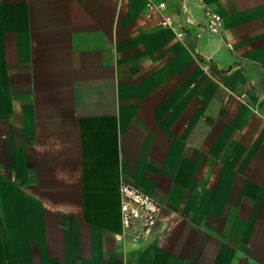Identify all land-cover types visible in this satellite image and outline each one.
Returning a JSON list of instances; mask_svg holds the SVG:
<instances>
[{
	"label": "crops",
	"instance_id": "crops-1",
	"mask_svg": "<svg viewBox=\"0 0 264 264\" xmlns=\"http://www.w3.org/2000/svg\"><path fill=\"white\" fill-rule=\"evenodd\" d=\"M0 264H264V0H0Z\"/></svg>",
	"mask_w": 264,
	"mask_h": 264
},
{
	"label": "built area",
	"instance_id": "built-area-1",
	"mask_svg": "<svg viewBox=\"0 0 264 264\" xmlns=\"http://www.w3.org/2000/svg\"><path fill=\"white\" fill-rule=\"evenodd\" d=\"M164 3H147L146 16L150 17L156 12H162ZM161 23L165 26L176 24L180 30L178 35L184 34L182 20H173L172 15L162 12ZM221 27V17L213 14L205 23V29L218 32ZM120 216L122 222V235L132 242H147L153 235L154 228L159 219L163 205L153 195L145 192L129 180L122 179L120 183Z\"/></svg>",
	"mask_w": 264,
	"mask_h": 264
}]
</instances>
